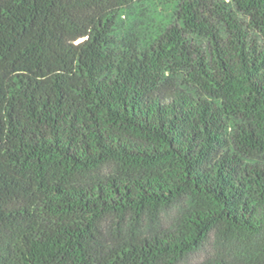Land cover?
I'll return each instance as SVG.
<instances>
[{
    "label": "trees",
    "instance_id": "trees-1",
    "mask_svg": "<svg viewBox=\"0 0 264 264\" xmlns=\"http://www.w3.org/2000/svg\"><path fill=\"white\" fill-rule=\"evenodd\" d=\"M0 264H264V0H0Z\"/></svg>",
    "mask_w": 264,
    "mask_h": 264
}]
</instances>
